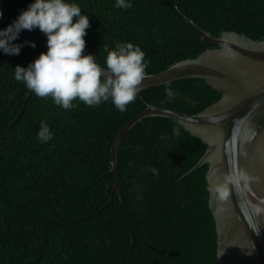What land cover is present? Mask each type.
I'll return each mask as SVG.
<instances>
[{
	"label": "trees",
	"instance_id": "1",
	"mask_svg": "<svg viewBox=\"0 0 264 264\" xmlns=\"http://www.w3.org/2000/svg\"><path fill=\"white\" fill-rule=\"evenodd\" d=\"M34 2L0 0V30ZM66 2L77 4L89 19L84 55L105 67L103 44L114 49L130 42L145 53L146 74L160 73L192 54L187 35L202 36L183 17L219 33L232 19L264 14V0H126L132 5L128 9L116 8V0ZM12 43L20 45L18 55L0 50V264H126L129 238L117 217L108 229L107 214L97 212L107 191L104 180H95L106 169L102 152L117 129L145 105L136 98L122 113L110 100L97 107L76 100L77 107L64 110L34 92L24 102L30 90L15 80L14 70L46 53L47 37L38 28L22 30ZM42 120L53 135L47 143L37 137ZM149 168H155L150 143L137 140L118 171L138 249L128 264L139 259L140 264H169L166 249L157 245L164 201L154 199L155 175Z\"/></svg>",
	"mask_w": 264,
	"mask_h": 264
},
{
	"label": "water",
	"instance_id": "2",
	"mask_svg": "<svg viewBox=\"0 0 264 264\" xmlns=\"http://www.w3.org/2000/svg\"><path fill=\"white\" fill-rule=\"evenodd\" d=\"M183 18L202 38L187 35V59L146 74L136 97L145 109L102 152L106 169L95 181H105L107 197L97 212L107 214L108 229L118 218L128 264L138 249L118 171L132 144L146 139L159 173L154 199L164 201L157 245L168 263L264 264V14L232 19L219 33Z\"/></svg>",
	"mask_w": 264,
	"mask_h": 264
},
{
	"label": "clouds",
	"instance_id": "3",
	"mask_svg": "<svg viewBox=\"0 0 264 264\" xmlns=\"http://www.w3.org/2000/svg\"><path fill=\"white\" fill-rule=\"evenodd\" d=\"M115 7L128 9L132 5L126 0H116ZM89 27L88 17L81 15L77 4L66 0H35L11 25L0 30V50L8 55H18L20 45L12 41L22 30L38 28L47 37V52H42L27 68L17 65L15 80L39 98H51L64 110L77 107L73 103L76 100L88 107H97L110 100L123 113L141 91L148 64L145 53L130 42H121L114 49L103 44L107 55L105 67H101L95 56L83 54L84 37ZM31 46L35 47V44ZM165 93L169 99L176 94L168 83ZM173 134L179 136V128L174 127ZM37 137L41 143L53 139L44 120L40 122ZM148 170L159 175L155 168Z\"/></svg>",
	"mask_w": 264,
	"mask_h": 264
}]
</instances>
